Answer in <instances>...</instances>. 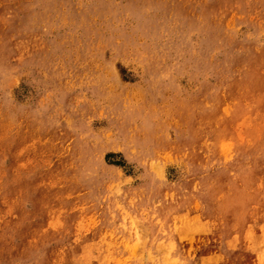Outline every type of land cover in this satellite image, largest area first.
<instances>
[{
    "label": "rangeland",
    "instance_id": "rangeland-1",
    "mask_svg": "<svg viewBox=\"0 0 264 264\" xmlns=\"http://www.w3.org/2000/svg\"><path fill=\"white\" fill-rule=\"evenodd\" d=\"M0 264H264V0H0Z\"/></svg>",
    "mask_w": 264,
    "mask_h": 264
}]
</instances>
